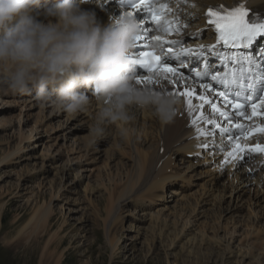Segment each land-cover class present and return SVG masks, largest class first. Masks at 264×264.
<instances>
[{
	"label": "rangeland",
	"instance_id": "374dc122",
	"mask_svg": "<svg viewBox=\"0 0 264 264\" xmlns=\"http://www.w3.org/2000/svg\"><path fill=\"white\" fill-rule=\"evenodd\" d=\"M34 95V91L32 93L10 91L3 97L0 96V125L2 126L0 128V160L15 147L21 131L25 136L32 129H39L40 132L45 130L49 132L47 135H51V138L38 142L35 154L41 156L42 152L45 154L50 151L55 159L57 158V164L61 165L68 162L70 164L71 160L74 173H81L84 183L82 185L77 183L72 173L68 176L64 175L63 181L59 176L55 177L52 172L41 173L40 162L34 166L33 160L30 159L32 151L26 148L29 146L28 143L24 144L23 148L26 150L20 155L22 158H13V164L9 166L0 165V264H41L44 246L51 238L47 255L49 260L46 258L47 261L44 264H229L227 258L223 259L222 256L216 255L222 253L219 251L222 247L213 249L212 246H198L189 253L180 249V246L169 252L162 251L160 248L150 251L147 247L138 244L131 246L129 237L132 234L122 230L131 224L130 216L136 213L134 207L129 204L124 206L123 211L117 212L118 219L114 221L108 213L110 206H107L105 201L108 196L103 193V189L99 192L100 196L94 195V197L88 193L86 195L83 191L82 187L87 183L89 186L99 187L105 182L107 186L110 183L115 184L114 195L119 194L122 187L125 188L130 176L131 149L134 146L138 147L140 153L145 152L147 155L152 152L156 143L152 129H149L151 131L148 133L149 136H145L148 139L129 133L131 134L130 143L129 138L122 137L112 124H108L105 135L95 139L90 135V121L85 119L82 121L84 124L79 123L80 121L69 123L70 121L66 119L68 114L64 112L54 114L53 108L41 106ZM28 105H31L29 109ZM71 127L78 128L73 131ZM144 133L147 134V132ZM104 138L106 139L103 144ZM59 154L62 156H58ZM176 156L175 154L174 164L172 163L170 168L172 165L175 166L172 172L168 171L169 174H181L182 166L175 162ZM180 162L183 163L182 160ZM185 166L187 168L188 165ZM194 173L200 180L199 183L194 182L195 186H191L184 192L181 191L180 194L179 191L185 188V184H178L177 181H182V177L175 182L174 187L169 188L166 198L165 193L163 194V202H160L157 196V190L160 187L150 189L154 192L152 194L148 191L149 194L144 192L141 196L131 197L133 200L138 197L143 199L149 204V212L157 213L158 211L159 215H162L160 217H165L169 221L179 220L181 223H186L188 219L196 220L195 232L205 235L206 240L212 239L211 244L215 240H231L232 237L228 235V232L231 233L234 229L239 232L238 236H234L235 246L242 250L249 248L253 253L263 254L264 211L251 206V209L244 208L232 215L224 214L220 206L223 205L222 208H224L227 204L217 202L215 207H205L206 214L196 216L200 208L196 206L195 201L201 192L203 193L205 186H202L201 181L203 183L206 179L202 180L205 177L201 174L203 171L195 170ZM189 177L188 182L189 179H193ZM49 180H55L53 191L48 186ZM54 193H59V197L52 200L51 196L55 195ZM245 200L248 198L246 197ZM219 203L221 205H218ZM49 204H51L52 215L43 234L33 236L27 243V235H20V231L31 221L37 209L43 207V211ZM256 210L258 215H254L253 211ZM201 211H203L202 208ZM34 224L33 221L29 229L26 228L28 232ZM116 239H120L121 243L114 253L111 242Z\"/></svg>",
	"mask_w": 264,
	"mask_h": 264
},
{
	"label": "bare ground",
	"instance_id": "6f19581e",
	"mask_svg": "<svg viewBox=\"0 0 264 264\" xmlns=\"http://www.w3.org/2000/svg\"><path fill=\"white\" fill-rule=\"evenodd\" d=\"M180 1L175 4L174 16L179 18L177 19V22L181 24V26H186L185 34H187V37H190L195 32L202 30V38H194L193 41L190 42V44L192 45H201L203 43H207L212 38V31L205 30L206 21L208 19L205 16V13L208 10V8L219 7V6H230V5H235L242 1H246L249 6L256 8L257 11L261 14V16L264 17V0H180ZM44 2L45 3H41V5L37 9H35V13L39 14L40 20L47 22V17L44 16L43 13L46 10V8L52 5L48 4L46 1ZM82 8L84 10L95 13L98 21L101 22L102 24H107L119 20L125 15V13H131L135 17V19L140 15L137 13L134 14L133 12H130L128 9H125L123 6H117L116 0H82ZM143 13L144 12H142L141 15ZM139 20L137 21L140 23L141 28L142 27L146 28L145 21L143 20L139 21ZM141 45H144V43ZM136 50L137 47H134L132 52H135ZM245 63H246L245 65H241L237 69L238 84L234 88V93L236 97H227V100L231 101L232 103L231 104L226 103L224 99L225 96H221L219 93L215 95L216 97L214 96L215 101L217 102V107H219L222 111L228 113V119L232 121L231 124L228 123V119L221 118L218 116V114L213 113L210 105L205 104L203 109H201L199 106L202 102L196 99L195 97L192 98L194 111L189 113L188 105H187V97L178 94L180 92L185 91L183 88L185 86L182 85L186 84L187 90L195 89L197 95H207L209 93L206 92L204 87L199 86L198 89L196 85L190 81L189 78L181 75L180 77H177L178 79L177 84L180 85L178 89H176L174 86L169 85L164 80H161V84L159 85L149 84L147 86L152 88L153 90L163 91L164 93L166 92L177 93L176 95H172L178 99V105L176 107L175 117L171 121L168 122L161 121L158 117L154 115L151 109H147V108L142 109L139 108L138 106H131L130 113L133 119L127 125V127L129 128V133L132 134L135 133L137 134L138 137L140 136V138L144 137L148 139V137L145 136H149L148 133L152 131L153 132L152 134L155 135V141H156L152 152L151 153L149 152L150 154L148 153L147 155L145 152L140 153L138 151V147L134 146L133 149H131L132 160L131 159L130 160L132 161V166L129 172L130 176L125 188L123 189L122 187V190L121 192H119V194L114 195L115 184L112 183H110V185L107 186L104 182L103 186L102 185L99 186L101 187V189H99L98 186L97 187H94V185L89 186L88 183L82 187L86 195L88 193L92 197H94V195L100 196L99 192L103 189V193L104 194L106 193V195L108 196L107 199H105V201L107 202V206H110L108 213L110 216H112V219L114 221L118 219L116 216L118 215L117 212L120 213V211H123L124 206L129 204L134 207V212L136 213L135 214L132 213V215L130 216L132 221L131 224H128V227L122 230L123 232L126 231L132 234L129 237L131 241L130 242L131 246L138 244L147 247L150 251L152 249L156 250L157 248H160L162 251L165 252H169L175 249L176 247L180 246V249H184L185 252H189V253L191 252V250H193L198 246L202 247L207 245L210 247L212 246L213 249H220V247H222V249L219 250L222 253L220 254L218 253L216 255L222 256L223 259L227 258L229 264H237V263L264 264V253L256 254L255 252L254 253L252 252V249L248 248L247 250H242L241 248L235 246V243H233V241L235 239L234 236H236L239 233L238 231L236 232L233 229L231 233L228 232V235L232 237L231 240H227V241L215 240L214 243L212 242L213 244H211V241H213L212 239L208 238V240H206L205 235L204 236L199 235L198 233L195 232L194 228L196 227L195 225L196 220L191 221L192 219L191 220L188 219V222L186 223H181L179 222V220L177 221L175 220L173 222L169 221L165 217L164 218L160 217L162 215H159L158 211L157 213L149 212L148 210L149 204L144 202L143 199L138 197L136 200H133L131 197L135 195H136L135 197H137V195L141 196L142 194H144V192L148 193V191H150L152 194L154 193L153 191H151L153 188L155 189L158 187L161 188L162 186L165 188L166 185L170 187H174L175 182L181 179L182 177H184L183 174L182 175L173 174V173L169 174L170 171L168 172V169L170 168L171 164L172 163L174 164L175 154L177 156L181 155L184 157L188 155H193V156L203 155L206 156L205 162L211 159L212 162L215 163V166L213 167L214 170L205 167L203 173H201L205 176L202 178V180L206 179V181L204 182L205 188L203 190V193L201 192L200 196H198L195 201L196 206L197 207L199 206L200 208L197 211L196 216H199L201 214H206L204 212L205 207L208 206L215 207L216 202L227 204L226 207L224 206V208H222L223 205H221L220 203L218 204L221 205L220 207L223 211L222 213L224 214L229 213L231 215L235 214L238 212V210L244 207L240 203L245 202L244 200L246 199V197L250 198V201H252V203L250 204L251 206H255V208L258 207L259 211H264V156L257 157L253 161L254 162L253 165L251 162H247L246 156L243 157V159L239 158L240 154L237 155L236 158L229 156V153L233 152V150L230 147L233 146V142L230 139L231 138L230 136H232V134L235 135L238 132L242 134L241 131L233 127V125L237 123L241 125L246 124V120H247L246 118L237 115V112L239 110H237L234 107V105L236 103L243 105L244 107L241 110H245L247 108V106L251 101V98H253L257 93H259V90H257V88L260 85L259 83L261 80L260 77L264 71V63L261 61L259 57L254 58L252 56L248 60H246ZM158 77L159 76H154L153 80L157 79ZM84 91L93 100L90 111L87 113H81L74 116L68 115L66 119L70 121L69 123H71L72 121H80L79 123L84 124V122L82 121H85V119L91 122L92 114L95 112L97 105L95 102V98L93 97L92 90L85 89ZM208 91H212V89L209 88ZM8 92H10V90L7 84L0 83V96L3 97ZM207 96L210 97L211 95H207ZM30 106L31 105H28L27 108L29 109ZM201 112H203L204 114L203 118H201ZM53 113L55 114L57 113V111L54 110ZM59 113H63V112H59ZM213 117H216L218 119L219 123L222 125L223 128H229L230 131L221 132L220 130L217 129L212 131V125L206 123L205 121L207 119H212ZM193 119L197 120V123L195 125L193 124ZM83 126L84 125H82V127ZM1 127L2 126L0 125V128ZM76 128L78 127L75 128L71 127L73 131L76 130ZM197 128L203 129L205 132L210 133V135H198ZM45 129L47 130L48 128ZM140 129L141 131L147 132V134L141 132ZM149 129L152 130L149 131ZM212 132L215 134L216 133L219 134L220 136L219 143L215 138V134H213ZM47 133L49 132L45 130L40 132L39 129L37 130L32 129L28 131V134H25L24 132L25 134L24 136L21 131L20 136H18L17 139V144L15 143L16 144L15 147L13 149H10L8 153L5 156H3V158L0 160V165L9 166L13 164V160H14L13 158H17V159L22 158L20 155L24 152V150H26L25 148H23L24 144L26 145L28 143L29 146H27L26 148L32 151V155L30 159L33 160L34 166H36L38 162H40L39 164L41 165V169H40L41 173L45 174L47 172L49 173L52 172L54 173L55 177L59 176L60 179H62V181L65 178L64 175L67 174L68 176L70 173H72V175L74 174L76 182L81 183L82 185L84 183L83 175H80L81 173H76V174L74 173L75 170L71 164L72 162L71 160H70V164L68 162L66 164L61 165V164H57V160H56L57 158L55 159V156L51 154L50 151H47L45 154L42 152L43 154L41 153V156H39L40 154L39 155L35 154V151L38 148L37 143L44 141V139L46 138L49 139L51 138V135H47ZM126 138L127 139L129 138L131 143V134H128ZM105 139L106 138L103 139V144L105 143ZM204 144L209 145L208 150H203L202 147ZM58 156H62V155L59 154ZM184 160H186V158L182 159V161ZM161 162L162 165L159 166V163ZM167 165H168V169L166 170ZM192 168L194 167L193 166L188 167V169H192ZM33 170L36 169L33 168ZM30 172L33 173L31 170ZM194 172L195 170L192 171V173ZM54 181L49 180L47 182L48 186H50L52 191L54 189L53 188ZM172 194L175 195V193ZM51 197L52 200L57 199L59 197V193ZM152 197H154V195ZM163 197H164L163 195L158 196L160 202H163ZM213 200L215 203L213 202ZM181 205L183 204L181 203ZM42 208L43 207L37 209L38 211L35 213L31 221L19 233L20 235H27V243L30 241L31 238H33V236L40 235L39 233L43 234L42 232H44L47 223H49L48 221L52 215L51 204L46 206L43 209V211ZM201 208L203 209V211H201ZM258 210L253 211L254 215H258V213H256ZM108 213H107V217H108ZM175 216L177 215L175 214ZM184 219L186 220V218ZM33 221L35 222L33 227L34 226L35 227L34 229L33 227H30L33 230L31 229L32 231L30 230V232H28L27 231L29 229L28 227L31 224H33ZM239 237H241V235ZM51 239L44 246V251L42 253L40 260L41 264H44L46 263L47 260H49L47 258L49 256L47 255L49 252L48 248L50 246L49 243ZM120 243H121L120 239L119 240L116 239L115 241L111 242V246L114 253L119 248Z\"/></svg>",
	"mask_w": 264,
	"mask_h": 264
},
{
	"label": "clouds",
	"instance_id": "9594fccd",
	"mask_svg": "<svg viewBox=\"0 0 264 264\" xmlns=\"http://www.w3.org/2000/svg\"><path fill=\"white\" fill-rule=\"evenodd\" d=\"M44 0H0V83L14 93L35 92L41 106L74 116L96 102L90 135L99 139L106 125L129 134L131 106L151 109L161 121L174 119L178 99L136 83L129 53L141 34L132 14L102 24L82 0H46L52 6L35 13Z\"/></svg>",
	"mask_w": 264,
	"mask_h": 264
},
{
	"label": "snow or ice",
	"instance_id": "6c2138e0",
	"mask_svg": "<svg viewBox=\"0 0 264 264\" xmlns=\"http://www.w3.org/2000/svg\"><path fill=\"white\" fill-rule=\"evenodd\" d=\"M154 7L152 3H150V0H137V2L134 5V9L136 10H143L148 13H150V19L153 20L158 25V30H162L165 34H168L170 31H179V28L176 29H170L168 26H165L164 22L161 19V16L157 15L154 12ZM161 9L167 8V5H161ZM131 14V13H128ZM207 16L208 24L210 27L214 26L216 31L219 33V41H222L224 45H231L233 48L238 47L239 44L242 42L245 45H250L253 40L256 39L258 36H264V21H261L259 17H257L253 22H249L247 19V10L244 9L243 5L238 6L237 8L233 9L232 11H226L225 13H221L219 11H214L212 8H208L207 10ZM148 29L142 27L141 28V34L137 38V42L135 47H139V42L142 40L143 35H146L148 33ZM155 40L162 44H167V52L173 56L178 55H190L192 54V49H186L183 48L182 44L179 41L175 40H164L161 36H151L148 37V41ZM148 41H145L147 43ZM173 45L180 48V52L177 54L174 52ZM163 51V49L161 50ZM206 50L201 48V51L199 53L200 57H203L204 52ZM264 51V49H262ZM129 59L131 60L133 65H139L142 68H146L149 73L155 72L157 74H160V76L153 80L151 76H144V75H136V83L138 85H143L144 87H147L149 84H161V80L167 81L170 84H176L178 83L177 77H180V73L178 72L177 68H174L170 66L167 62L162 61L160 55H156L149 51H142V52H130L129 53ZM222 60L229 59L227 56H221ZM232 59H235V57H232ZM245 59H248L245 57ZM193 72H195V75L197 77L203 78L204 76L208 75L209 73L206 72H199L195 69H192ZM213 80L222 79L220 75L213 74L212 75ZM205 90L208 91L209 86L205 85ZM165 94L168 95H176L177 93L173 92H166ZM181 96L187 97V105H188V111L191 113L194 111V105L192 103V98L195 97L196 99L200 100L202 103L200 104V108L203 109L204 105H210L212 108L213 113L218 114L219 117L228 119V113L225 111H222L219 107H217V103L210 99L207 95H197L195 89L191 90H185L184 92L178 93ZM221 96H223V93H220ZM226 103L231 104V101L227 100V97H224ZM262 105H264V101L261 102ZM234 107L239 110L237 112V115L240 117H244L248 120H251L253 117L258 116H264V112H260L257 110L258 106L253 104L252 107V113L251 115H247V113L241 109H243V105L236 103ZM204 114L201 112V118H203ZM206 123L210 125H215L216 127H220L218 124H215V121L211 119H207L205 121ZM197 123L196 119H193V124L195 125ZM228 123L231 124L232 121L228 119ZM233 127L239 129L244 136V138H247L248 135H250L252 132H260L264 133V125H259L255 129H247L243 125L237 123L233 125ZM221 132H228L230 131L229 128H223L220 127ZM198 135H210V133L205 132L201 128H197ZM231 139V138H230ZM204 147H207V145H203ZM234 152H230L229 156L236 158L237 153H240L239 156L240 159H243V153L246 152H258V153H264V146L260 144H256L255 146H247L242 145L239 142H236L234 144Z\"/></svg>",
	"mask_w": 264,
	"mask_h": 264
}]
</instances>
